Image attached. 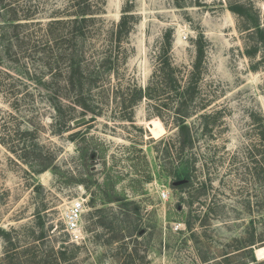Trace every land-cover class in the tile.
I'll use <instances>...</instances> for the list:
<instances>
[{"label":"rangeland","instance_id":"rangeland-1","mask_svg":"<svg viewBox=\"0 0 264 264\" xmlns=\"http://www.w3.org/2000/svg\"><path fill=\"white\" fill-rule=\"evenodd\" d=\"M69 1L36 0L38 18ZM235 3L264 27V0H91L103 9V30L111 28V73L105 93L85 95L93 114L78 108L76 119L87 121L71 130L58 132L45 96L36 94L33 115L15 114L0 96V264H252L241 248L264 237L252 119L264 116V47L245 56ZM122 15L131 29L117 36ZM196 42L199 99L216 115L208 133L203 112L189 119L195 142L181 158L159 142L176 135L172 104L158 116L141 102L129 122L121 102L130 84L147 85L167 43L171 68L188 80ZM76 200L84 213L71 242L62 215ZM252 250L264 253V241Z\"/></svg>","mask_w":264,"mask_h":264},{"label":"trees","instance_id":"trees-1","mask_svg":"<svg viewBox=\"0 0 264 264\" xmlns=\"http://www.w3.org/2000/svg\"><path fill=\"white\" fill-rule=\"evenodd\" d=\"M42 8L36 0H0V96L15 114L25 115L36 113L33 105L36 94L45 96L47 108L55 114L52 118L54 126L61 132L71 130L70 123L75 121L78 108L93 114L84 103L86 94L91 98L92 90L106 92V78L111 73V28L103 30L99 17L103 9L93 7L91 0H70L64 8L53 10L46 21L45 18H38L43 12ZM229 11L238 18L241 33L246 32L249 38L245 56L254 60L264 47V27L248 16L244 5L232 4ZM126 20L127 16L122 15L116 29L117 36L131 29ZM93 39L102 40V48L96 49L92 44ZM170 45L167 43L168 50ZM196 46L197 61L188 80L183 82L179 70L171 68L166 49L158 59L156 70L147 85L141 87L135 83L130 84L127 88L128 98H122L121 102V118L129 122H132L134 108L141 102H146L158 116L162 109L168 110L172 104L171 123L176 129V135L174 139L162 137L159 142L165 144L167 151L169 148L175 149L176 155L181 158L195 142L189 119L209 106L199 99L198 81L203 45L196 42ZM12 111L11 114H14ZM215 115L216 112L211 111L198 116L203 121L202 133L209 132L211 127L207 120ZM252 117L256 125L257 152L260 156L254 162L253 178L262 183L264 116L259 113L257 118L255 115ZM2 143L5 145L6 142L3 140ZM260 203L264 208V198ZM258 218L264 231L263 213H259ZM256 222L255 218H251L249 225L254 226ZM185 225L191 231L190 223L185 222ZM255 240L252 235L241 250L249 255L252 264H262L256 260L252 249L256 242H263L264 237ZM257 259H264V253L257 256Z\"/></svg>","mask_w":264,"mask_h":264},{"label":"built area","instance_id":"built-area-1","mask_svg":"<svg viewBox=\"0 0 264 264\" xmlns=\"http://www.w3.org/2000/svg\"><path fill=\"white\" fill-rule=\"evenodd\" d=\"M83 213L84 201L76 200L70 204L62 215V224L70 236L71 242H75L81 237V222Z\"/></svg>","mask_w":264,"mask_h":264},{"label":"water","instance_id":"water-1","mask_svg":"<svg viewBox=\"0 0 264 264\" xmlns=\"http://www.w3.org/2000/svg\"><path fill=\"white\" fill-rule=\"evenodd\" d=\"M86 121H87L86 118L82 117V118L76 119V120L73 122V124H74V126H79V125L85 123ZM254 254H255V252H254ZM255 257H256V256H255ZM256 259H257V257H256Z\"/></svg>","mask_w":264,"mask_h":264},{"label":"bare ground","instance_id":"bare-ground-1","mask_svg":"<svg viewBox=\"0 0 264 264\" xmlns=\"http://www.w3.org/2000/svg\"><path fill=\"white\" fill-rule=\"evenodd\" d=\"M254 252H255V250H254Z\"/></svg>","mask_w":264,"mask_h":264}]
</instances>
